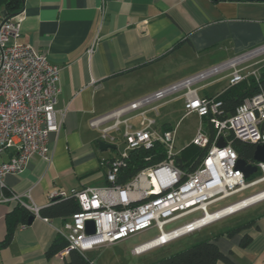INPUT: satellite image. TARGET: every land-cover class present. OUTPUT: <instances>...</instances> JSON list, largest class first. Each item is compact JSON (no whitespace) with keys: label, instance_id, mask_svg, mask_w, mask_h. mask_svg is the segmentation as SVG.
Wrapping results in <instances>:
<instances>
[{"label":"crops","instance_id":"obj_1","mask_svg":"<svg viewBox=\"0 0 264 264\" xmlns=\"http://www.w3.org/2000/svg\"><path fill=\"white\" fill-rule=\"evenodd\" d=\"M20 13L18 43L32 46L60 68L55 104L60 128L49 135V160L35 156L22 173L4 178L6 192L40 209L49 204L53 191L106 185L101 162L114 158L105 152L117 145L100 151L99 133L89 126L91 120L264 43V2L25 0ZM4 18L0 7V22ZM263 65L264 56L245 66L255 70ZM226 75L191 89L200 98H213L229 87ZM211 84L216 89L209 92ZM169 101L179 102L177 109L186 115L183 92L160 107ZM159 116L157 124L171 129L167 119L160 123ZM8 159L9 153L0 156V162ZM16 206L0 203V264H61L66 256L58 252L47 258L46 252L61 237L63 219L34 217L31 224L14 230L8 245H1L8 215ZM241 212L247 213L241 220L217 225ZM226 218L187 246L213 240L229 264H264V200Z\"/></svg>","mask_w":264,"mask_h":264},{"label":"built area","instance_id":"obj_2","mask_svg":"<svg viewBox=\"0 0 264 264\" xmlns=\"http://www.w3.org/2000/svg\"><path fill=\"white\" fill-rule=\"evenodd\" d=\"M21 20L22 13H19L0 22V156L9 153L8 161L0 162V203H14L39 217V207L23 201L18 194L5 191L4 178L22 173L35 156L49 160V135L60 128L55 111L60 68L32 46L18 43ZM262 56L264 43L91 120L89 126L98 131L101 142L117 145L120 138L125 150L118 157L101 162L106 167L104 187L58 190L50 194V201L74 198L79 207L78 212L62 224L60 236L67 244L59 255L67 256L71 250L83 254L156 228L155 238L132 249L133 255H142L236 213L203 223L209 207L264 183V162L247 163L255 166L260 175L250 182L246 180L255 175L245 179L236 169L239 158L231 139L254 146L264 145V92L245 99L232 116L221 119L218 117L220 102L215 98L198 97L191 87L224 73H227L228 86L251 76L257 80L261 67L250 70L252 66L245 65ZM180 92L185 98L186 115L196 114L199 120L211 115L209 123L214 128L210 141L203 125H199L188 144L205 150L204 158L190 172L175 166L174 160L183 150L176 148L175 129L163 130L155 120L161 102ZM220 139L223 147L217 145ZM154 143L163 146V161L143 168L125 184L117 183L118 171L124 166L128 152L148 149ZM198 212L200 217L187 220L170 231L163 230ZM88 221L94 223L93 234L85 232Z\"/></svg>","mask_w":264,"mask_h":264},{"label":"trees","instance_id":"obj_3","mask_svg":"<svg viewBox=\"0 0 264 264\" xmlns=\"http://www.w3.org/2000/svg\"><path fill=\"white\" fill-rule=\"evenodd\" d=\"M25 0H0V7L5 11L4 20H8L19 14L24 6ZM260 91L264 92V65L260 68L259 78L247 77L245 80L237 85L227 87L222 93L213 97L217 102H220L218 108L219 118L224 119L232 116L236 108L243 103L247 98H250ZM211 116V115H210ZM210 116L203 118L202 124L209 135L210 141L214 137V128L209 123ZM163 130L166 128L163 126ZM232 139V145L236 151L238 158L244 160L246 163L253 162V154L256 146L248 143H243L239 140ZM165 155L164 148L159 143H154L150 148H138L128 152V156L118 171L117 183L125 184L131 180L140 170L146 167L155 166L163 161ZM205 156V150L193 145H188L175 158V166L180 169L190 172L197 167L200 161ZM106 174V172H105ZM260 175H255L256 179ZM79 207L74 198H67L64 200L50 201L49 204L39 210V217L44 219H63L68 220L74 213L78 212ZM33 216L30 212L21 206H16L7 218V233L2 246H6L12 239L14 230L20 225H27L28 219ZM34 217V216H33ZM228 232L231 234L232 232ZM247 241L243 242L245 244ZM66 241L63 237H58L46 252L47 258H52L58 252L66 247ZM229 264V260L217 248L213 240H206L200 243L191 245L186 249L180 250L170 256L161 259L152 264H216L218 262ZM61 264H89L87 258L78 251L71 250L63 259Z\"/></svg>","mask_w":264,"mask_h":264},{"label":"rangeland","instance_id":"obj_4","mask_svg":"<svg viewBox=\"0 0 264 264\" xmlns=\"http://www.w3.org/2000/svg\"><path fill=\"white\" fill-rule=\"evenodd\" d=\"M214 78L207 80L200 84H206L210 81H213ZM216 85H209L207 87V90L209 92L215 91ZM181 93V92H180ZM168 100V98L166 99ZM164 100V101H166ZM162 101L161 103H163ZM179 102H172L169 101L166 103V105L161 106L158 110L159 118L157 119L162 123V119H167L170 127L172 129H175V145L177 149H182L185 146H187L192 138L195 135V132L199 125L202 123L200 122L199 118L196 114H188L184 116V111L182 109H177V104ZM133 124L137 126V120L133 121ZM125 150V145L123 144L122 139L119 138V142H117L116 150L112 151H106L105 154L108 156H113L114 158L118 157L123 151ZM252 174V175H256ZM254 177L246 180L247 182H250ZM264 190V183L251 188L247 191H244L238 195H235L225 201H222L212 207H209L207 211L209 213L215 212L216 210L229 206L235 202H238L248 196H252L254 194H257ZM247 213L241 212L237 215H234L232 217L226 218L223 221L219 222L217 225L220 226L222 224L228 225L230 222H237L241 220L244 216H246ZM201 216V213H196L190 217L184 218L180 221H177L173 224H170L168 226H165L163 230L165 232L170 231L173 228H176L180 225H182L187 220H191L193 218H198ZM214 230V224L204 227L202 230L197 231L196 233L191 235H187L184 237H181L173 242H170L166 246L158 249H154L150 252H147L142 255H133L132 249L140 245L141 243L147 242L153 238H155L158 235V231L156 228H150L147 231L134 234L130 236L129 238L112 244V245H106L103 247H100L96 250L89 251L85 253V257L89 261V264H152L155 263L161 259H164L168 256H170L173 253H176L180 250L186 249L187 243H189L192 238H194L197 235H203L208 233L209 231Z\"/></svg>","mask_w":264,"mask_h":264},{"label":"water","instance_id":"obj_5","mask_svg":"<svg viewBox=\"0 0 264 264\" xmlns=\"http://www.w3.org/2000/svg\"><path fill=\"white\" fill-rule=\"evenodd\" d=\"M229 1H241V0H229ZM248 2H264V0H244ZM218 146L223 147L224 142L222 139H220L217 143ZM97 146L100 151L104 152L108 149H114L115 147L113 145L106 144L104 142L98 141ZM253 160L254 162H264V145L256 146L254 149L253 154ZM236 169L240 170L243 173V177L245 179H248L252 174H255L257 171V168L255 166L247 165V163L242 160L238 159L236 162ZM34 217L30 216L28 219V224H31ZM85 232L87 234H93L94 233V223L93 221L86 222L85 226Z\"/></svg>","mask_w":264,"mask_h":264},{"label":"bare ground","instance_id":"obj_6","mask_svg":"<svg viewBox=\"0 0 264 264\" xmlns=\"http://www.w3.org/2000/svg\"><path fill=\"white\" fill-rule=\"evenodd\" d=\"M263 199H264V190L257 193V194H254L252 196L244 198L238 202H235L229 206H226L225 208H223L217 212H214L212 214L208 213L207 214L208 216L206 217L207 219H204L203 223H206L211 219L220 218V217L225 216V215L232 213V212H237L239 209L245 208L246 206L253 204L255 202L261 201ZM163 238H165V237H163Z\"/></svg>","mask_w":264,"mask_h":264}]
</instances>
